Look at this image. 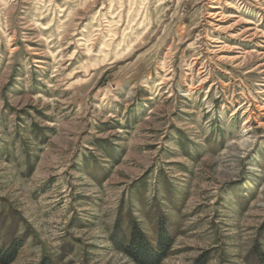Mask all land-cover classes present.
I'll use <instances>...</instances> for the list:
<instances>
[{
    "label": "rangeland",
    "instance_id": "obj_1",
    "mask_svg": "<svg viewBox=\"0 0 264 264\" xmlns=\"http://www.w3.org/2000/svg\"><path fill=\"white\" fill-rule=\"evenodd\" d=\"M162 226L161 264H264V0H0L9 264Z\"/></svg>",
    "mask_w": 264,
    "mask_h": 264
},
{
    "label": "trees",
    "instance_id": "obj_2",
    "mask_svg": "<svg viewBox=\"0 0 264 264\" xmlns=\"http://www.w3.org/2000/svg\"><path fill=\"white\" fill-rule=\"evenodd\" d=\"M130 236L129 242L120 238L116 243L119 248L124 250L125 253L127 252L138 264H161L163 259L168 255L172 244V235L163 230V226L159 232L156 246H153L150 240L141 231H138L137 228L131 232ZM1 242L0 234V262L2 264H9L18 256V250L22 244L14 241L10 245H4ZM40 264H55V262L52 257L46 256ZM201 264H205V262L202 260Z\"/></svg>",
    "mask_w": 264,
    "mask_h": 264
}]
</instances>
